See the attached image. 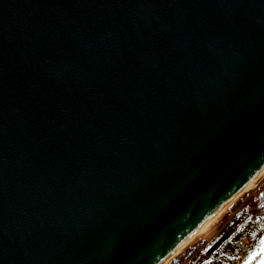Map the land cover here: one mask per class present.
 I'll return each mask as SVG.
<instances>
[{
	"label": "water",
	"instance_id": "1",
	"mask_svg": "<svg viewBox=\"0 0 264 264\" xmlns=\"http://www.w3.org/2000/svg\"><path fill=\"white\" fill-rule=\"evenodd\" d=\"M263 166L264 0H0V264H158Z\"/></svg>",
	"mask_w": 264,
	"mask_h": 264
},
{
	"label": "flooded vegetation",
	"instance_id": "2",
	"mask_svg": "<svg viewBox=\"0 0 264 264\" xmlns=\"http://www.w3.org/2000/svg\"><path fill=\"white\" fill-rule=\"evenodd\" d=\"M226 234L229 235L220 248L208 254L211 247ZM261 237H264V185L256 191V195L242 204L204 254H201L199 259L196 257L191 264H241L254 252L255 243L259 242ZM240 246L244 248L237 251ZM179 262L180 258L174 260V264Z\"/></svg>",
	"mask_w": 264,
	"mask_h": 264
},
{
	"label": "rangeland",
	"instance_id": "3",
	"mask_svg": "<svg viewBox=\"0 0 264 264\" xmlns=\"http://www.w3.org/2000/svg\"><path fill=\"white\" fill-rule=\"evenodd\" d=\"M263 185L264 172L261 176H258L254 180V184L250 186L247 191L240 194L237 199L221 211L220 215L208 224L204 233L200 237L198 236L196 239L188 242L187 245L180 249L164 264H174V260H176V258H180L179 264H191L196 257L199 259L201 257L200 255L204 254L206 248L213 242L214 238L224 228V226L229 223L230 219L237 213L242 204L249 198H252L253 195H256V191H258ZM247 240H249V238H247ZM261 240H264V237H261L260 241L255 243L254 252H258L262 247H264V245H261ZM246 260L247 259H245L241 264H245ZM228 261H230V258ZM251 263L252 261L250 264Z\"/></svg>",
	"mask_w": 264,
	"mask_h": 264
},
{
	"label": "bare ground",
	"instance_id": "4",
	"mask_svg": "<svg viewBox=\"0 0 264 264\" xmlns=\"http://www.w3.org/2000/svg\"><path fill=\"white\" fill-rule=\"evenodd\" d=\"M264 172V166L260 169V171L257 173V175L237 194H235L228 202L223 204L220 208H218L214 213L209 215L194 231H192L183 241L182 243L172 252L170 253L167 257L162 259L158 264H164L168 259L173 257L180 249H182L185 245H187L188 242H190L193 239H196L198 236L200 237L205 229L207 228L208 224L216 218L218 215H220L221 211L224 210L230 203H232L235 199L238 198L240 194H242L244 191H247L250 186L254 184V180L258 177L261 176L262 173Z\"/></svg>",
	"mask_w": 264,
	"mask_h": 264
},
{
	"label": "snow or ice",
	"instance_id": "5",
	"mask_svg": "<svg viewBox=\"0 0 264 264\" xmlns=\"http://www.w3.org/2000/svg\"><path fill=\"white\" fill-rule=\"evenodd\" d=\"M261 245H264V240H261ZM257 256H264V247H262L260 251L252 253L245 261V264H250Z\"/></svg>",
	"mask_w": 264,
	"mask_h": 264
},
{
	"label": "trees",
	"instance_id": "6",
	"mask_svg": "<svg viewBox=\"0 0 264 264\" xmlns=\"http://www.w3.org/2000/svg\"><path fill=\"white\" fill-rule=\"evenodd\" d=\"M243 248H244V247L240 246V247H238L237 251H240V250H242Z\"/></svg>",
	"mask_w": 264,
	"mask_h": 264
}]
</instances>
